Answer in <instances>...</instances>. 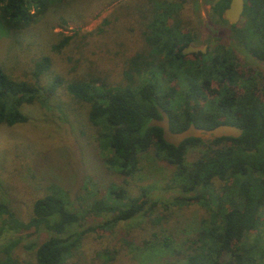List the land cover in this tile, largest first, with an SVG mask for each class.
Here are the masks:
<instances>
[{"label": "trees", "instance_id": "1", "mask_svg": "<svg viewBox=\"0 0 264 264\" xmlns=\"http://www.w3.org/2000/svg\"><path fill=\"white\" fill-rule=\"evenodd\" d=\"M71 1L0 0V25L17 42L38 17ZM146 2L142 45L123 58L115 83L100 75L66 78L49 74L51 60L47 54L33 58L21 76L0 67V124L25 122L23 104L48 107L56 91L63 89L73 101L86 104L87 120L109 150L105 160L122 177V183L137 170L139 155L151 148L155 157L173 167L168 185L174 186L177 194L172 204L197 202L208 210L209 218L190 238V250L181 264H264V242L257 233L249 239L263 224L264 75L258 70L240 69L236 55L221 42L213 43L205 54H181V48L192 38L180 13L184 5L193 2ZM228 2L212 0L208 17L225 23L221 12ZM229 28L231 37L251 56L264 61V0H243L238 21ZM67 41L64 37L55 48ZM188 55L200 58L187 61ZM157 106L165 113L170 131H180L191 123L203 129L231 124L241 132L237 137H187L174 146L162 139L159 127L147 124L150 118L160 117ZM191 148L199 152L186 163L185 153ZM214 181L222 183L218 191ZM156 204L143 191L132 196L122 184H110L105 198L69 209L64 194L51 189L33 200L25 221L15 216L9 201L0 200V233L4 229H44V238L24 247L33 250L35 264H64L84 234H110L118 222L138 213L148 215ZM99 212L110 215L84 226L87 215ZM73 225L79 229L66 232ZM129 242L122 240L124 245ZM17 243L18 239L12 238L0 245V264H17L13 256ZM116 251L105 249L97 256L110 261Z\"/></svg>", "mask_w": 264, "mask_h": 264}, {"label": "rangeland", "instance_id": "2", "mask_svg": "<svg viewBox=\"0 0 264 264\" xmlns=\"http://www.w3.org/2000/svg\"><path fill=\"white\" fill-rule=\"evenodd\" d=\"M191 1L194 5L186 4L181 10L182 24L196 27L198 35L209 45L221 42L229 47L240 69L258 70L264 75V63L231 37L229 24L217 21L215 16L208 17L212 0ZM147 7L146 0H72L38 17L17 42L0 25V67L11 75L21 76L33 58L47 54L51 60L49 74L66 78L100 75L108 83H115L120 78L123 58L142 45ZM64 37L68 41L55 48ZM190 59L198 61L199 57L188 55L187 61ZM21 111L27 116L25 122L0 124V200L9 201L18 219L25 221L33 200L51 189L64 194L69 209L105 198L110 184H122L126 194L132 196L143 191L157 203L148 215L138 213L118 222L110 234L106 231L84 234L73 256L64 264L183 262L182 257L190 250V238L202 221L209 218V212L197 202L172 204L177 191L168 185L171 165L155 157L150 148L139 155L137 170L122 183V177L105 160L109 150L99 139L97 128L87 120L86 104L73 101L63 89L56 91L48 107L23 104ZM198 152L197 148L188 149L184 161L190 163ZM220 184L214 181L215 190ZM260 214L263 224L257 226L249 239L257 233L264 242V208ZM109 215L108 212L87 215L84 226L99 223ZM75 229L79 227L73 225L66 232ZM46 234L44 229H4L0 245L18 239L13 249L17 264H35L33 250L24 246L37 243ZM124 238L130 241L126 245L122 244ZM105 249L117 250L112 260L104 261L97 256Z\"/></svg>", "mask_w": 264, "mask_h": 264}, {"label": "water", "instance_id": "3", "mask_svg": "<svg viewBox=\"0 0 264 264\" xmlns=\"http://www.w3.org/2000/svg\"><path fill=\"white\" fill-rule=\"evenodd\" d=\"M243 8V0H229L227 6L221 12V18L224 19L229 25L235 24L241 14ZM203 51V47L194 46L191 44L185 45L181 48V54L190 52ZM160 117L150 118L148 125L157 126L161 129L162 139L174 146L178 145L180 141L187 137H197L201 139H213L221 136L237 137L241 129L231 124H218L209 129H203L193 126L191 123L180 131H170L168 121L165 113L157 106L156 107Z\"/></svg>", "mask_w": 264, "mask_h": 264}, {"label": "flooded vegetation", "instance_id": "4", "mask_svg": "<svg viewBox=\"0 0 264 264\" xmlns=\"http://www.w3.org/2000/svg\"><path fill=\"white\" fill-rule=\"evenodd\" d=\"M189 31H190V36H191L192 39H191V41L188 44H191V45H194V46H198L200 48L203 47L204 50L203 51L198 50L196 52H190V53H187V54H197L198 52H200L201 54H205L208 51V49H209V47L211 45H209V43L204 40V37H200L198 35L199 31L197 30L196 27H190ZM188 44H186V45H188ZM197 57L200 58V56H197ZM262 62L264 63V61H262Z\"/></svg>", "mask_w": 264, "mask_h": 264}]
</instances>
